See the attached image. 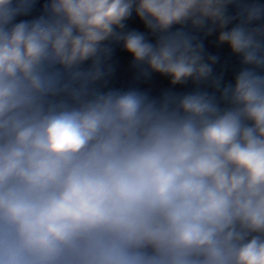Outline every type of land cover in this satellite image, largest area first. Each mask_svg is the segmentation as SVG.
Instances as JSON below:
<instances>
[{
  "label": "clouds",
  "instance_id": "obj_1",
  "mask_svg": "<svg viewBox=\"0 0 264 264\" xmlns=\"http://www.w3.org/2000/svg\"><path fill=\"white\" fill-rule=\"evenodd\" d=\"M0 264H264V0H0Z\"/></svg>",
  "mask_w": 264,
  "mask_h": 264
}]
</instances>
